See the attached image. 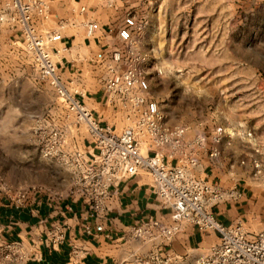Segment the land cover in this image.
I'll use <instances>...</instances> for the list:
<instances>
[{
	"label": "rangeland",
	"instance_id": "rangeland-1",
	"mask_svg": "<svg viewBox=\"0 0 264 264\" xmlns=\"http://www.w3.org/2000/svg\"><path fill=\"white\" fill-rule=\"evenodd\" d=\"M10 1L0 2V30L9 28L20 38L0 41V201L74 199L73 158L83 148L87 128L38 74L20 28L8 20ZM135 3L128 5L125 19L137 22L133 40L119 41L115 53L103 52L96 80L62 77L68 91L78 99L104 95L108 104L100 120L121 133L134 126L139 109L112 96L106 86L112 76L136 69L148 80L146 96L158 103L167 126L189 128L188 140L206 136L207 147L218 128L225 130L227 142L239 138L248 156L242 164L264 188V0ZM37 17L48 20L34 16L36 35L49 34L34 25ZM52 131L62 137V154L44 157L41 147L52 143ZM242 136L247 143H241Z\"/></svg>",
	"mask_w": 264,
	"mask_h": 264
},
{
	"label": "crops",
	"instance_id": "crops-1",
	"mask_svg": "<svg viewBox=\"0 0 264 264\" xmlns=\"http://www.w3.org/2000/svg\"><path fill=\"white\" fill-rule=\"evenodd\" d=\"M45 1L50 6L49 18L37 17L34 25L40 31L61 34L62 40L50 46L58 59L60 74L63 78L70 75L95 80L94 71L100 68L103 52L115 53L117 43L123 42L119 32L126 26L128 5L132 1L138 7L142 5V0ZM90 24L98 25L92 34ZM19 38L9 28L0 30V41L9 43ZM79 100L91 107L99 120L104 115L101 109L105 110L108 104L99 93L84 94ZM84 139L78 153L90 157L96 150L88 135ZM240 139L247 143L243 136ZM227 140L218 146L220 154L216 159L210 158L208 152H200L197 168L187 172L192 179L207 182L222 195L208 207L216 220L224 226L248 225L252 228V232L248 230L249 236L254 237L264 230V188L253 179L250 166L242 164L248 157L242 149L245 145L238 144L239 138ZM211 142L208 150L212 148ZM153 221L167 224L171 214L157 196L156 183L146 171L111 187L102 211L94 210L86 200L63 198L52 202L45 196L21 203L1 200L0 248L17 244L25 259L0 264H127L155 248L164 256L178 259L179 264H194L220 241L217 233L203 232L193 225L185 226L171 241L131 238L134 227ZM57 225L64 227L65 241L54 247L51 232Z\"/></svg>",
	"mask_w": 264,
	"mask_h": 264
},
{
	"label": "built area",
	"instance_id": "built-area-1",
	"mask_svg": "<svg viewBox=\"0 0 264 264\" xmlns=\"http://www.w3.org/2000/svg\"><path fill=\"white\" fill-rule=\"evenodd\" d=\"M49 9V3L45 0H11L6 10L13 12L8 20L20 28L38 74L51 82L61 103L76 115L79 123L86 126L94 144L96 152L90 157L76 153L73 158L78 186L73 200H86L94 210L102 211L111 187L146 171L156 183V193L163 206L170 210L171 221L167 224L153 221L134 227L131 238L171 241L185 226L193 225L203 232L217 233L220 238L219 243L197 258L194 264H264V230L250 237L241 223L231 226L221 224L208 211V207L211 202L221 199L222 195L207 182L192 179L187 172L197 168L201 151L208 152L212 159L219 156L218 146L226 135L225 130L216 129L212 136L213 147L208 150L206 136L200 134L188 140L189 128L167 126L158 103L146 96L148 80L136 69H130L124 75L112 76L106 86L112 96L139 109L134 126L118 133L112 126L101 122L68 91L52 57L50 44L61 41V34L36 35L32 26L34 16L37 14L48 19ZM3 20L4 17L0 16V21ZM88 27L89 34H92L98 25L90 24ZM137 28L135 18H127L125 28L119 32L121 40L131 42ZM51 134L52 143H45L41 147L44 157L62 154L61 135L56 131ZM230 195L234 196V193ZM64 241L65 229L57 225L51 232L52 245L58 247ZM24 259L17 244L0 248V262ZM127 264H179V260L164 256L155 248L147 256L135 258Z\"/></svg>",
	"mask_w": 264,
	"mask_h": 264
}]
</instances>
